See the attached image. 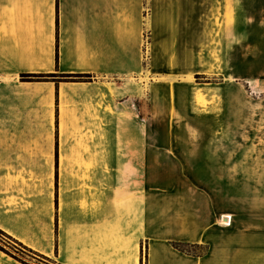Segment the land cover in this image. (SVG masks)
Instances as JSON below:
<instances>
[{
  "label": "crops",
  "instance_id": "crops-1",
  "mask_svg": "<svg viewBox=\"0 0 264 264\" xmlns=\"http://www.w3.org/2000/svg\"><path fill=\"white\" fill-rule=\"evenodd\" d=\"M146 1L0 0V233L39 257L0 243V264H264V0H191L182 17V38L200 40L206 3L222 13L211 72L225 105V83H245V102L261 108L260 128L202 161L209 191L172 194L159 210L120 176L75 174L127 165L117 137L99 136L111 124L125 135L116 109L139 89L119 78L141 70Z\"/></svg>",
  "mask_w": 264,
  "mask_h": 264
},
{
  "label": "rangeland",
  "instance_id": "rangeland-1",
  "mask_svg": "<svg viewBox=\"0 0 264 264\" xmlns=\"http://www.w3.org/2000/svg\"><path fill=\"white\" fill-rule=\"evenodd\" d=\"M185 1L184 7L176 2L177 5L172 9L171 4H166L168 0H157L156 24L149 17V0L145 3L146 18H143L141 30V70L126 78H119L126 83L130 81L136 84L139 89L135 95L127 96L126 103L116 109L124 118H121L119 126L125 130V135L117 131L115 135L111 124L108 134L105 131L104 136H99V144L103 145L113 144L114 136L117 137L115 141L118 145L127 149L126 152L119 151V159H127V165L107 169H75L76 176L82 179L87 178L86 174H89L88 177L91 174L102 175L96 173L101 171L111 176H120L126 180L127 187L142 194L147 208L152 204L159 210L165 208L172 194L209 191L210 189L204 188L203 177L199 178V173L205 172L204 176H208L207 172H212V168L204 169L202 161L205 158L213 159L215 144H242L253 127H261L260 123L254 122L255 115L261 108L255 104L249 107L245 102L248 93L244 88L250 90L246 84L235 83L229 87L225 83V105L224 89L220 83L223 79L215 78V74L211 72L214 68V65L211 66L214 62L213 33L220 25L222 13L213 8L212 2L206 3L202 11L203 38L198 40L195 35L194 38L185 40L182 38V17H187L188 11L191 13L195 9L191 0ZM168 3L173 2L169 0ZM190 3L191 7L187 8ZM238 6L235 7L238 16L235 25L240 27V2ZM178 9H181L180 14L176 12ZM152 26L156 32L151 29ZM192 30L191 25L190 32ZM233 34L239 36L241 29H233ZM76 79L89 80V77L79 76ZM199 93L202 94L201 100L198 99ZM111 106L113 114L115 109ZM88 112L90 116L91 106ZM114 122L115 119L110 120V123ZM226 123L232 127L231 135L228 134ZM94 136L92 137L95 138ZM111 154V159H116L115 153ZM131 160H140V167H129L128 162ZM208 186L212 187V183ZM0 243L25 257L39 259L1 233Z\"/></svg>",
  "mask_w": 264,
  "mask_h": 264
},
{
  "label": "bare ground",
  "instance_id": "bare-ground-1",
  "mask_svg": "<svg viewBox=\"0 0 264 264\" xmlns=\"http://www.w3.org/2000/svg\"><path fill=\"white\" fill-rule=\"evenodd\" d=\"M176 12H178V13L180 14L181 9L176 10ZM176 12H175V14L177 15V17H179V14L176 13ZM232 13H233V12L229 13L230 17L232 16ZM198 99H199V100L202 99V94H201V93L198 94ZM203 101H204V100H203ZM227 219H228V218H227ZM223 222H224V221H223ZM226 223H227V222H226Z\"/></svg>",
  "mask_w": 264,
  "mask_h": 264
},
{
  "label": "trees",
  "instance_id": "trees-1",
  "mask_svg": "<svg viewBox=\"0 0 264 264\" xmlns=\"http://www.w3.org/2000/svg\"><path fill=\"white\" fill-rule=\"evenodd\" d=\"M83 75H84V74H83ZM0 248L6 250L2 245H0Z\"/></svg>",
  "mask_w": 264,
  "mask_h": 264
}]
</instances>
